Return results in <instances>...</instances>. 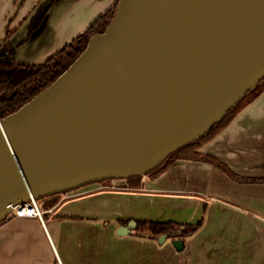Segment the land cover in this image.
Wrapping results in <instances>:
<instances>
[{
	"label": "water",
	"instance_id": "obj_1",
	"mask_svg": "<svg viewBox=\"0 0 264 264\" xmlns=\"http://www.w3.org/2000/svg\"><path fill=\"white\" fill-rule=\"evenodd\" d=\"M263 78L264 0H119L73 64L0 120V222L23 202L150 173Z\"/></svg>",
	"mask_w": 264,
	"mask_h": 264
},
{
	"label": "crops",
	"instance_id": "obj_2",
	"mask_svg": "<svg viewBox=\"0 0 264 264\" xmlns=\"http://www.w3.org/2000/svg\"><path fill=\"white\" fill-rule=\"evenodd\" d=\"M113 3L57 0L43 29L26 40L31 17L19 16L20 0H0V45L15 15L7 43L13 61L42 64ZM200 153L212 163L179 159L143 183L134 177L104 190L98 181L48 196L53 204L39 205L43 223L10 215L0 224V264H264V91ZM130 221L201 225L179 238L178 251L174 239L160 243L146 230L118 235Z\"/></svg>",
	"mask_w": 264,
	"mask_h": 264
},
{
	"label": "trees",
	"instance_id": "obj_3",
	"mask_svg": "<svg viewBox=\"0 0 264 264\" xmlns=\"http://www.w3.org/2000/svg\"><path fill=\"white\" fill-rule=\"evenodd\" d=\"M57 0H46L36 10L31 17L26 40H30L33 34L41 27L47 17L49 9ZM119 0H113V6L81 35L77 36L70 44H67L55 54L50 56L42 64H18L15 61H0V120L14 113L41 91L49 87L87 47L89 39L105 31L117 10ZM14 33L8 29L5 39L0 45L7 49V43ZM264 89V78L247 93L225 116L213 126L204 136L197 141L179 148L172 153L158 168L148 173L155 177L166 171L176 160H204L212 159L203 156L200 148L203 144L211 141L220 131H222L228 122L239 113L249 102L254 100ZM222 167V166H221ZM5 221V220H3ZM1 221L0 224L3 222ZM201 225L198 222L195 225L181 224L173 221L155 222V221H137L136 229L149 231L152 235H166V238H184L192 235Z\"/></svg>",
	"mask_w": 264,
	"mask_h": 264
},
{
	"label": "built area",
	"instance_id": "obj_4",
	"mask_svg": "<svg viewBox=\"0 0 264 264\" xmlns=\"http://www.w3.org/2000/svg\"><path fill=\"white\" fill-rule=\"evenodd\" d=\"M146 176H142L144 182ZM128 178H111L101 181V189H116L122 185H127ZM103 183H108L103 185ZM16 217H31L38 218L43 223V211L41 210L38 201L31 200L18 204L12 211V214Z\"/></svg>",
	"mask_w": 264,
	"mask_h": 264
},
{
	"label": "rangeland",
	"instance_id": "obj_5",
	"mask_svg": "<svg viewBox=\"0 0 264 264\" xmlns=\"http://www.w3.org/2000/svg\"><path fill=\"white\" fill-rule=\"evenodd\" d=\"M46 0H25V2H24V0H20V10H23V11H21L20 12V14H19V16L21 17H23V20H24V22L25 21H29V18L30 17H32L34 14H35V12H36V10H37V8L42 4V3H44ZM23 2H24V6H23ZM17 7V6H16ZM24 13V14H23ZM13 19H15V15L13 16V17H11L10 19H9V24L10 25H7V29H10L11 28V22H12V20ZM18 19H21V18H19L18 16H16V20H14V26H16L17 25V23L19 22V20ZM22 21V20H21ZM23 22V23H24ZM76 38V37H75ZM74 38V39H75ZM5 49V47H1L0 48V52L2 51V49ZM1 59H6V60H10V61H12L13 59H12V57H11V55H9L7 58H1ZM263 91H264V89H263ZM262 91V92H263ZM261 92V93H262ZM260 93V94H261ZM260 94L254 99V100H256L259 96H260ZM254 100H252L251 102H249L248 103V105L250 104V103H252ZM248 105H246L245 107H247ZM244 107V108H245ZM243 108V109H244ZM242 109V110H243ZM239 113H237L233 118H235L237 115H238ZM232 118V119H233ZM231 119V120H232ZM231 120L228 122V124L231 122ZM227 124V125H228ZM226 125V126H227ZM221 132V131H220ZM146 176V179L145 180H147V179H150V177H149V174H146L145 175ZM140 180L142 181V176L140 177ZM145 182V181H144ZM142 183H143V181H142ZM141 183V188H142V185H144V184H142ZM108 183H103V185H107ZM128 182H127V185H122V186H120V187H118V188H116V189H119V188H122L123 186H128ZM143 189V188H142ZM104 190H106V189H104ZM113 190V189H112ZM115 190V189H114ZM56 194H60V193H56ZM55 194V195H56ZM54 195V194H53ZM53 195H50V196H53ZM54 195V196H55ZM47 198H48V196L47 197H44V198H41V199H38V202H39V205L42 207V202L43 201H46L47 200ZM41 203V204H40ZM53 204V201H51V202H49V201H46L45 202V204H44V208H46V207H48V206H50V205H52ZM142 230V229H141ZM146 230V229H145ZM147 231V230H146ZM149 232V231H148ZM150 233V232H149ZM151 234V233H150ZM156 236V235H155ZM157 237V236H156ZM172 239V238H171Z\"/></svg>",
	"mask_w": 264,
	"mask_h": 264
}]
</instances>
